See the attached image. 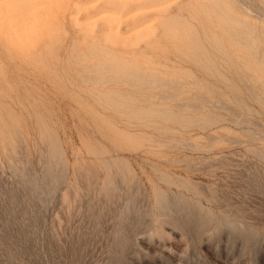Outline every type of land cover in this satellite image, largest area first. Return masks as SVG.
I'll list each match as a JSON object with an SVG mask.
<instances>
[{
    "label": "rangeland",
    "instance_id": "obj_1",
    "mask_svg": "<svg viewBox=\"0 0 264 264\" xmlns=\"http://www.w3.org/2000/svg\"><path fill=\"white\" fill-rule=\"evenodd\" d=\"M0 264H264V0H0Z\"/></svg>",
    "mask_w": 264,
    "mask_h": 264
}]
</instances>
